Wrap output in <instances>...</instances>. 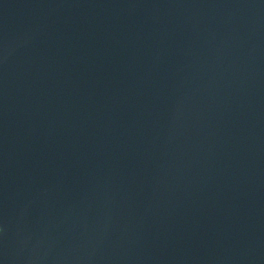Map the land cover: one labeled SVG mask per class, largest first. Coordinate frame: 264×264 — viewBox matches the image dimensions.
<instances>
[{
  "label": "water",
  "instance_id": "1",
  "mask_svg": "<svg viewBox=\"0 0 264 264\" xmlns=\"http://www.w3.org/2000/svg\"><path fill=\"white\" fill-rule=\"evenodd\" d=\"M0 264H264V0H0Z\"/></svg>",
  "mask_w": 264,
  "mask_h": 264
}]
</instances>
